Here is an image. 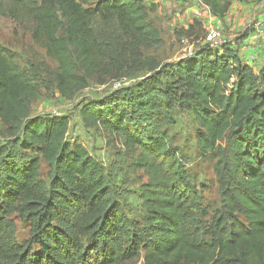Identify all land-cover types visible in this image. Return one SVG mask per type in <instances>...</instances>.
<instances>
[{
	"label": "trees",
	"instance_id": "16d2710c",
	"mask_svg": "<svg viewBox=\"0 0 264 264\" xmlns=\"http://www.w3.org/2000/svg\"><path fill=\"white\" fill-rule=\"evenodd\" d=\"M9 1L58 62L55 82L67 99L109 69L95 17L117 19L133 47L163 44L144 0ZM202 1L224 18L235 0ZM172 76L177 88L165 92L149 79L159 87L147 85L145 103L115 96L85 102L80 111L85 125L106 129L136 153L131 166L147 181L140 185L142 212L133 216L104 165L68 139V115L32 116L39 86L0 40V120L22 151L0 157V264H133L141 256L145 264H264V67L255 73L233 50L206 45L177 62ZM156 93L176 98L200 125V151L216 160L221 205L212 213L182 147L161 127L165 104ZM17 217L30 226L22 242Z\"/></svg>",
	"mask_w": 264,
	"mask_h": 264
},
{
	"label": "rangeland",
	"instance_id": "374dc122",
	"mask_svg": "<svg viewBox=\"0 0 264 264\" xmlns=\"http://www.w3.org/2000/svg\"><path fill=\"white\" fill-rule=\"evenodd\" d=\"M144 1L148 17L161 32L163 44L149 49L133 47L123 35L117 19L104 22L95 17L93 27L105 44L109 69L100 73L87 88L78 91L74 99H67L59 93L55 82L58 62L49 58L46 49L32 37L33 21L22 13L19 15L9 0H0V40L17 52L21 67L39 86V95L32 102V116L68 115L71 122L68 139L85 145L89 153L104 165L118 199L133 216L142 212L140 185L147 181V177L132 168L136 153L129 150L124 141L114 142L106 129L82 122L80 111L83 104L110 100L115 96L132 106L139 101L145 103L147 85L158 86L149 79H158L162 92L175 90L177 86L172 73L177 62L196 57L202 47L210 45L206 35L212 28L219 29L220 36L227 41L224 46H216L217 52L222 53L227 48L233 50L255 73L264 67V19L257 25L264 0H235L224 18L213 16L202 0ZM246 33L249 34L247 39L242 40ZM175 99H166L164 93H156V100L165 104L159 114L164 120L160 124L169 129L175 144L182 147L189 160L191 177L201 188L203 203L212 213L221 205L215 175L216 160L202 154L196 138L200 125L191 111L172 102ZM5 127L0 120V157L22 155L19 144L6 134ZM26 154L32 157L36 152ZM41 164L43 177L47 178L48 164L44 161ZM15 222L16 237L22 242L28 238L30 226L19 217ZM133 264H145L143 256Z\"/></svg>",
	"mask_w": 264,
	"mask_h": 264
},
{
	"label": "built area",
	"instance_id": "2783aa9c",
	"mask_svg": "<svg viewBox=\"0 0 264 264\" xmlns=\"http://www.w3.org/2000/svg\"><path fill=\"white\" fill-rule=\"evenodd\" d=\"M261 19H258L257 21V25L261 24ZM256 23V22H255ZM257 37V34L255 35ZM209 44L211 47L216 48V46H224L225 44H227V41L222 39V37L220 36V31L217 28H212L207 32L206 35Z\"/></svg>",
	"mask_w": 264,
	"mask_h": 264
},
{
	"label": "crops",
	"instance_id": "0c3cea01",
	"mask_svg": "<svg viewBox=\"0 0 264 264\" xmlns=\"http://www.w3.org/2000/svg\"><path fill=\"white\" fill-rule=\"evenodd\" d=\"M262 15L264 16V9L259 13L261 20L264 19V17Z\"/></svg>",
	"mask_w": 264,
	"mask_h": 264
}]
</instances>
